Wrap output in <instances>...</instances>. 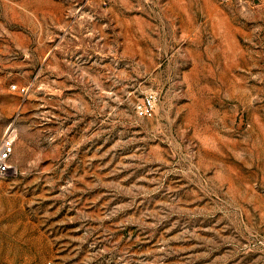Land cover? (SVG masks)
Returning <instances> with one entry per match:
<instances>
[{
    "label": "rangeland",
    "instance_id": "1",
    "mask_svg": "<svg viewBox=\"0 0 264 264\" xmlns=\"http://www.w3.org/2000/svg\"><path fill=\"white\" fill-rule=\"evenodd\" d=\"M6 136L0 264H264V0H0Z\"/></svg>",
    "mask_w": 264,
    "mask_h": 264
},
{
    "label": "built area",
    "instance_id": "2",
    "mask_svg": "<svg viewBox=\"0 0 264 264\" xmlns=\"http://www.w3.org/2000/svg\"><path fill=\"white\" fill-rule=\"evenodd\" d=\"M156 106V95L154 93L147 94L142 101L137 103L136 112L139 117H149L154 113ZM12 150V140L6 136L0 146V175L10 171L12 168L9 158Z\"/></svg>",
    "mask_w": 264,
    "mask_h": 264
}]
</instances>
